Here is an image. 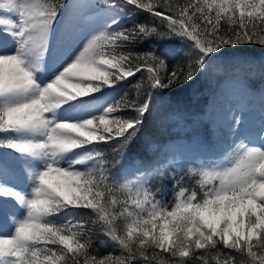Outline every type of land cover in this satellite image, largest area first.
Returning <instances> with one entry per match:
<instances>
[{
  "label": "snow or ice",
  "instance_id": "snow-or-ice-1",
  "mask_svg": "<svg viewBox=\"0 0 264 264\" xmlns=\"http://www.w3.org/2000/svg\"><path fill=\"white\" fill-rule=\"evenodd\" d=\"M85 7L103 16L86 35ZM141 13L163 29L137 22ZM169 40L183 42L175 67L158 43ZM246 44L264 46V0H0V209H17L6 213L0 264H264V120L260 143L234 140L227 165L137 159L133 178L113 172L153 90L184 86L225 57L246 62L233 53ZM138 73L145 98L116 100ZM16 164L27 189L9 177ZM105 244L112 251L98 254Z\"/></svg>",
  "mask_w": 264,
  "mask_h": 264
},
{
  "label": "trees",
  "instance_id": "trees-1",
  "mask_svg": "<svg viewBox=\"0 0 264 264\" xmlns=\"http://www.w3.org/2000/svg\"><path fill=\"white\" fill-rule=\"evenodd\" d=\"M93 2L98 3L99 0H93ZM135 19L139 23L156 26L158 30L163 29L160 21L147 13H141ZM158 43L161 47H168L172 50L173 54L166 58L169 67H175L177 62H183L184 48L182 41L169 40L159 41ZM137 50H147V45ZM233 53L235 56L243 58L246 62L235 63L232 62L231 57H225L211 64L205 71L198 74L194 81L184 86L168 90H153L151 110L149 114H146L138 138L124 156L123 167L117 165L113 169L114 174L118 178H133L135 174L133 161L137 159L145 166L158 165V162L167 164L171 161L173 165L178 168L182 167L184 170L189 167L196 168L194 162L188 164L177 162L172 152L163 148V145L174 140H185L190 143L192 149L197 151V155L202 160H208L212 156L216 157L221 154L219 146L221 135H219V132L214 133L215 131H212L213 128L208 120L201 116L208 97L217 92L228 79L233 77L242 78L245 83L252 87H264V77L260 75V65L264 63V46L246 44L234 49ZM144 75L146 76L147 73L144 72ZM140 76L141 74L138 73L136 76L120 82L114 92L115 99L120 100L125 93H127L129 101L144 99L143 92L137 97L136 90L133 87L140 81ZM169 112H174L181 120L169 121L166 116ZM217 151L218 153H216ZM106 155L111 158L115 154L108 147ZM193 157L195 158V155ZM165 183L169 182L165 181ZM185 183L191 185L194 184V180L186 178ZM160 184L161 180L153 176L151 179L153 189L159 188ZM168 198L171 199L170 194ZM110 251H112V247L109 244L98 246V254L100 255Z\"/></svg>",
  "mask_w": 264,
  "mask_h": 264
},
{
  "label": "rangeland",
  "instance_id": "rangeland-1",
  "mask_svg": "<svg viewBox=\"0 0 264 264\" xmlns=\"http://www.w3.org/2000/svg\"><path fill=\"white\" fill-rule=\"evenodd\" d=\"M74 3L81 5L94 4L93 0H73ZM85 24L83 34H87L95 26L103 22V16L99 9L93 7L83 8ZM10 18V17H9ZM9 39V47H11V38ZM111 89H105L106 92H111ZM99 95V94H97ZM239 102V104H237ZM245 103L249 107V113L243 117V125L239 127L232 125L233 114L239 115L240 104ZM255 114L258 117H255ZM169 121L181 119L169 112L166 114ZM205 120H208L212 126V131L221 135L219 146L221 154L212 156L208 160H202L197 151L192 149L190 143L185 140H174L163 145L165 150L172 152L174 159L183 164L195 163L196 168L207 167L214 164L227 165L231 162L232 155L228 149L232 146L234 140L246 138L248 142L258 145L259 140L256 139V133L261 127L264 120V87H252L240 77L228 79L220 89L208 97L204 106V112L201 115ZM224 117L225 119H222ZM221 120H220V119ZM218 153V151L216 152ZM215 154V153H214ZM195 155V158L191 157ZM217 155V154H216ZM12 182L20 189H27L28 182L21 171V165H13L9 173ZM17 209L8 202L3 209H0V235H7L11 232V227L6 219V213L16 212ZM5 227V228H3ZM7 228V229H6Z\"/></svg>",
  "mask_w": 264,
  "mask_h": 264
},
{
  "label": "bare ground",
  "instance_id": "bare-ground-1",
  "mask_svg": "<svg viewBox=\"0 0 264 264\" xmlns=\"http://www.w3.org/2000/svg\"><path fill=\"white\" fill-rule=\"evenodd\" d=\"M237 104H239V102H237ZM240 105H241V107H240V109H239V115L247 116L248 113H249V107H248L245 103L240 104ZM255 117H258V115L255 114ZM221 118H222V117H221ZM219 119H220V118H219ZM222 119H225V118L223 117ZM220 120H221V119H220ZM3 228H5V227H3ZM6 229H7V228H6Z\"/></svg>",
  "mask_w": 264,
  "mask_h": 264
}]
</instances>
